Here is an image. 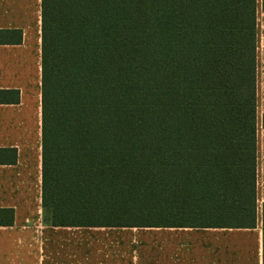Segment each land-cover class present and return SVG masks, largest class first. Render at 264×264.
Returning a JSON list of instances; mask_svg holds the SVG:
<instances>
[{"label":"trees","instance_id":"1","mask_svg":"<svg viewBox=\"0 0 264 264\" xmlns=\"http://www.w3.org/2000/svg\"><path fill=\"white\" fill-rule=\"evenodd\" d=\"M41 66L46 223L256 226V0H41Z\"/></svg>","mask_w":264,"mask_h":264},{"label":"crops","instance_id":"2","mask_svg":"<svg viewBox=\"0 0 264 264\" xmlns=\"http://www.w3.org/2000/svg\"><path fill=\"white\" fill-rule=\"evenodd\" d=\"M0 208L14 210L0 225V264H263L264 7L256 0V226H54L43 218L41 0H0ZM18 38L19 32L11 33ZM10 155V156H6ZM10 157V158H9Z\"/></svg>","mask_w":264,"mask_h":264}]
</instances>
